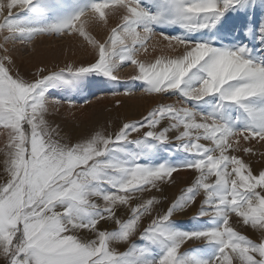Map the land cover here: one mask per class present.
Listing matches in <instances>:
<instances>
[{
  "label": "snow or ice",
  "instance_id": "1",
  "mask_svg": "<svg viewBox=\"0 0 264 264\" xmlns=\"http://www.w3.org/2000/svg\"><path fill=\"white\" fill-rule=\"evenodd\" d=\"M42 37L92 58L26 78ZM0 40V264H264V0H0ZM94 86L159 102L73 138L51 117Z\"/></svg>",
  "mask_w": 264,
  "mask_h": 264
},
{
  "label": "rangeland",
  "instance_id": "2",
  "mask_svg": "<svg viewBox=\"0 0 264 264\" xmlns=\"http://www.w3.org/2000/svg\"><path fill=\"white\" fill-rule=\"evenodd\" d=\"M94 34L98 35V38L104 39L107 37V30L96 29ZM2 42L0 40V43ZM32 47L35 48V51H32ZM12 55L16 61L15 67L26 78H32V73H35L40 67L55 69L63 67L66 63H86L92 58L90 53L85 51L81 41L74 39L62 40L57 37H42L31 47L17 45ZM129 72H131V68H125L121 75H127ZM69 98H72V94H69ZM85 100H90L91 103L87 104ZM117 100L120 101L119 107L116 106ZM174 100L175 98H172L164 102L171 103ZM158 102L159 98L146 97L139 93L132 97H113L107 89L94 86L90 90H85L79 94L76 98V108H69L65 103L59 112L53 114L51 119L60 124L66 133L75 138L76 135L101 125L112 131L119 126L120 120H141ZM80 105H83V107H80ZM6 141L7 134H0V179L5 176L2 150ZM254 149L257 152H264V145H255ZM241 155L244 154L241 153ZM245 159L252 164L255 171L264 170V157L258 155L245 156ZM192 178L191 173H180L177 176V184L166 189L165 195L169 200L174 199L179 194L180 189L188 184ZM180 218L187 219V217ZM106 227L111 226L106 225ZM239 230L254 240L259 238V234L250 227H242ZM118 247L121 251L126 249V245H118ZM189 247H200V244H190Z\"/></svg>",
  "mask_w": 264,
  "mask_h": 264
},
{
  "label": "bare ground",
  "instance_id": "3",
  "mask_svg": "<svg viewBox=\"0 0 264 264\" xmlns=\"http://www.w3.org/2000/svg\"><path fill=\"white\" fill-rule=\"evenodd\" d=\"M106 33V32H105Z\"/></svg>",
  "mask_w": 264,
  "mask_h": 264
}]
</instances>
